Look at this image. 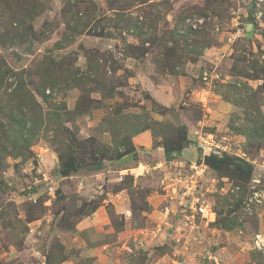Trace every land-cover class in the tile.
Listing matches in <instances>:
<instances>
[{
	"label": "rangeland",
	"instance_id": "obj_1",
	"mask_svg": "<svg viewBox=\"0 0 264 264\" xmlns=\"http://www.w3.org/2000/svg\"><path fill=\"white\" fill-rule=\"evenodd\" d=\"M0 264H264V0H0Z\"/></svg>",
	"mask_w": 264,
	"mask_h": 264
},
{
	"label": "crops",
	"instance_id": "obj_2",
	"mask_svg": "<svg viewBox=\"0 0 264 264\" xmlns=\"http://www.w3.org/2000/svg\"><path fill=\"white\" fill-rule=\"evenodd\" d=\"M153 140L152 136L149 135V134H146V133H142V134H139L137 135L135 138H134V142L136 143V146L139 147V145H143V143L146 145V151H148V156L150 158H153V161L155 160L154 157H157L159 158V161L157 164L159 163H163L162 161V157H164V151L162 150L161 147H154L152 148L149 144L151 143V141ZM148 147L151 148V150H148ZM189 152H191L190 154L196 152V148L195 146L191 147L190 148H187ZM139 152H141L139 150ZM144 153V152H143ZM152 161V162H153ZM171 162V161H170ZM167 164V162H166ZM141 166H145V168H147L148 166H150V162H147V161H144L140 158L138 159H135L132 155H125L124 157H122L121 159H118V160H107V162L105 163V170H106V173L111 175V176H114V174L117 172V171H124V170H128V169H135L138 171V173L136 172L135 176L137 177H140L141 173V169H144V168H141ZM135 173V172H133ZM123 189H121V191H117L114 194H116V196L120 193H123ZM119 196V195H118ZM121 211V213H125L127 215V209L125 207L124 210H119Z\"/></svg>",
	"mask_w": 264,
	"mask_h": 264
},
{
	"label": "built area",
	"instance_id": "obj_3",
	"mask_svg": "<svg viewBox=\"0 0 264 264\" xmlns=\"http://www.w3.org/2000/svg\"><path fill=\"white\" fill-rule=\"evenodd\" d=\"M195 148L196 151H198V155L195 157V152L192 153V156L195 158L194 164L196 165V159L198 158L200 152L202 153L203 158L206 156L211 155H220L222 156L223 152L228 153H234L237 156H242L245 159V156L242 155L241 150L235 151L232 148H230L228 145H223L219 143L213 135L210 133L207 135L206 133H203L201 131H196V138L194 139ZM233 150V151H232ZM194 160V159H193ZM191 208L197 212H200L204 217H207L209 219H215L216 218V212L213 210V208L205 203H198V202H192Z\"/></svg>",
	"mask_w": 264,
	"mask_h": 264
},
{
	"label": "trees",
	"instance_id": "obj_4",
	"mask_svg": "<svg viewBox=\"0 0 264 264\" xmlns=\"http://www.w3.org/2000/svg\"><path fill=\"white\" fill-rule=\"evenodd\" d=\"M215 155H211V156H208V157H214ZM97 168L100 169L102 168L103 166V161L99 162L97 164ZM77 170V165L75 164L74 160L73 159H70V160H67L64 164H63V168H62V171L63 172H72V171H75Z\"/></svg>",
	"mask_w": 264,
	"mask_h": 264
},
{
	"label": "water",
	"instance_id": "obj_5",
	"mask_svg": "<svg viewBox=\"0 0 264 264\" xmlns=\"http://www.w3.org/2000/svg\"><path fill=\"white\" fill-rule=\"evenodd\" d=\"M253 26V24H249V28H251ZM198 155V151L195 152V157ZM195 160V158H194Z\"/></svg>",
	"mask_w": 264,
	"mask_h": 264
}]
</instances>
